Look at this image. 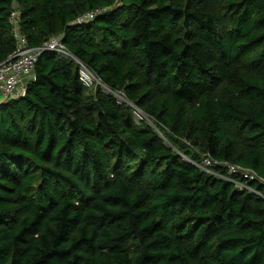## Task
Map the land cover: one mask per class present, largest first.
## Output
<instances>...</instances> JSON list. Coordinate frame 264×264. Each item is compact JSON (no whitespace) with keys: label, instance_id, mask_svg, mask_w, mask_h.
<instances>
[{"label":"trees","instance_id":"16d2710c","mask_svg":"<svg viewBox=\"0 0 264 264\" xmlns=\"http://www.w3.org/2000/svg\"><path fill=\"white\" fill-rule=\"evenodd\" d=\"M14 9L71 55L0 101V264H264V182L222 164L264 179V0H0V61Z\"/></svg>","mask_w":264,"mask_h":264},{"label":"built area","instance_id":"2783aa9c","mask_svg":"<svg viewBox=\"0 0 264 264\" xmlns=\"http://www.w3.org/2000/svg\"><path fill=\"white\" fill-rule=\"evenodd\" d=\"M97 12L99 10L80 16L77 21L82 22L88 18H93ZM17 17L18 13L14 9L11 13V19L15 23V36L18 41L15 51L7 59L0 61V101L25 94L29 81L35 77L34 68L39 55L45 49L54 50L61 56L71 55L59 36L51 37L41 46H29L24 36L18 32ZM214 163L219 162L212 160L209 155H206L199 165L204 170L212 171L210 166L214 165ZM222 164L227 167L229 173L243 175L246 178L258 179L264 182V179L251 168H245L228 161H224ZM241 187L247 186L241 184Z\"/></svg>","mask_w":264,"mask_h":264},{"label":"rangeland","instance_id":"374dc122","mask_svg":"<svg viewBox=\"0 0 264 264\" xmlns=\"http://www.w3.org/2000/svg\"><path fill=\"white\" fill-rule=\"evenodd\" d=\"M81 72H82V76H84V78L88 81V84H90V83H92V81H94L95 80V78H94V75L86 68V67H82V69H81ZM97 82L99 83V84H101V82L100 81H98L97 80ZM102 85V84H101ZM103 89L105 90V91H107V92H109L108 91V89H106L104 86H103ZM119 99L121 100V101H123V99L121 98V97H119ZM139 110H137L136 111V113H135V116H136V119H137V121L139 122L140 120H147V121H149L150 123H152L153 124V122L151 121V119L150 118H148L146 115H143L141 112H138ZM143 116H141V115Z\"/></svg>","mask_w":264,"mask_h":264},{"label":"clouds","instance_id":"9594fccd","mask_svg":"<svg viewBox=\"0 0 264 264\" xmlns=\"http://www.w3.org/2000/svg\"><path fill=\"white\" fill-rule=\"evenodd\" d=\"M139 112H142L141 110H139Z\"/></svg>","mask_w":264,"mask_h":264}]
</instances>
